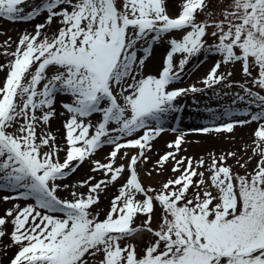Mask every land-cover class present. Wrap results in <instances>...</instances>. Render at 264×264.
<instances>
[{
	"label": "snow or ice",
	"instance_id": "6c2138e0",
	"mask_svg": "<svg viewBox=\"0 0 264 264\" xmlns=\"http://www.w3.org/2000/svg\"><path fill=\"white\" fill-rule=\"evenodd\" d=\"M0 18L38 21L0 41L7 264H264V0H0ZM189 95L203 126L182 130ZM237 127L238 148L187 154L188 133Z\"/></svg>",
	"mask_w": 264,
	"mask_h": 264
},
{
	"label": "rangeland",
	"instance_id": "374dc122",
	"mask_svg": "<svg viewBox=\"0 0 264 264\" xmlns=\"http://www.w3.org/2000/svg\"><path fill=\"white\" fill-rule=\"evenodd\" d=\"M38 21H31V22H11L6 19L0 18V41L5 40L8 36H11L13 40H16L18 35L21 33L22 30H30L34 26V24ZM164 54V49L160 46H157L155 49L154 56L150 58L147 62L146 72H155L158 66L161 63L162 57ZM4 57L0 55V62H3ZM214 58H209L208 60H203V58L193 59L190 63L186 66V75L184 78L178 83L177 86H184L192 82V79H198L202 77L206 72L210 69V66L213 63ZM206 65V67H205ZM234 76L233 79H240L241 72L240 66L236 65L233 69ZM3 73L0 72V78L3 77ZM194 79V80H195ZM200 80V79H198ZM191 81V82H190ZM196 81V80H195ZM227 90V89H225ZM197 100H199L202 104H206L209 101L206 97L202 94H196ZM226 99H231V97H227ZM181 102L186 104L184 109L183 116L180 121V128L186 129L191 126L199 127L203 126V118L202 115H199L196 111L197 105L193 102L191 95L185 96L181 98ZM224 100L213 99L211 103L213 104H223ZM62 117L55 118L52 122H56L60 125V132L63 131L62 128ZM176 121L169 120L168 123L165 125L166 128L171 129L172 127H176ZM250 133L249 127H237L235 131L231 134H214L211 139L209 140H188L186 145L187 147V154L197 156L201 153H206L212 150L217 152L221 150H231L233 148H238L241 144L242 138L244 140L247 139ZM177 133L172 131H166L165 133L161 134V137L157 138L154 142L153 150L150 154L151 159H155L158 153H162L163 151L167 150L166 142L170 140L168 136H174ZM232 137H235L233 139ZM171 162H169L170 164ZM88 165L85 164L82 168L78 169L76 173L70 176L65 182H69L71 180H75L77 177H81L84 171L87 169ZM146 180H151L155 182L160 179L158 175L153 173V177H145ZM63 195V193H62ZM108 203L107 199L103 200V203L100 205L101 208L106 206ZM6 205L0 203V209L5 207ZM11 228V225H8ZM14 251V249L12 250ZM12 251H8L7 255L0 256V261L3 264H7V259L9 256L12 255Z\"/></svg>",
	"mask_w": 264,
	"mask_h": 264
},
{
	"label": "bare ground",
	"instance_id": "6f19581e",
	"mask_svg": "<svg viewBox=\"0 0 264 264\" xmlns=\"http://www.w3.org/2000/svg\"><path fill=\"white\" fill-rule=\"evenodd\" d=\"M205 67H206V65H205ZM194 79L191 78L192 82L191 81L190 82L191 83H193V82H199L198 79H200V78L195 79L196 81ZM51 127L54 130L60 131V125L58 123H56V122H51ZM191 127H195V126H191ZM188 128H190V127H188ZM213 135L214 134H204V133L190 132V133L187 134V140H196V139H198V140H205L206 141V140L211 139ZM168 138L169 139H174L175 138V135L174 136H171V137L168 136Z\"/></svg>",
	"mask_w": 264,
	"mask_h": 264
}]
</instances>
